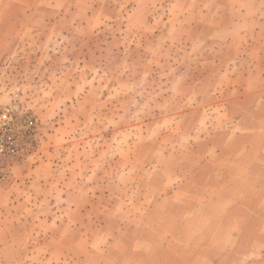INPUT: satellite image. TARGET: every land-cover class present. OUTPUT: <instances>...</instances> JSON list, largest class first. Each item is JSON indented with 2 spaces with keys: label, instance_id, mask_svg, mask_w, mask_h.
I'll return each instance as SVG.
<instances>
[{
  "label": "rangeland",
  "instance_id": "374dc122",
  "mask_svg": "<svg viewBox=\"0 0 264 264\" xmlns=\"http://www.w3.org/2000/svg\"><path fill=\"white\" fill-rule=\"evenodd\" d=\"M4 109L0 264H264V0H0Z\"/></svg>",
  "mask_w": 264,
  "mask_h": 264
},
{
  "label": "built area",
  "instance_id": "2783aa9c",
  "mask_svg": "<svg viewBox=\"0 0 264 264\" xmlns=\"http://www.w3.org/2000/svg\"><path fill=\"white\" fill-rule=\"evenodd\" d=\"M17 124L11 110H0V157L14 156L19 151Z\"/></svg>",
  "mask_w": 264,
  "mask_h": 264
},
{
  "label": "crops",
  "instance_id": "0c3cea01",
  "mask_svg": "<svg viewBox=\"0 0 264 264\" xmlns=\"http://www.w3.org/2000/svg\"><path fill=\"white\" fill-rule=\"evenodd\" d=\"M246 79H248V77H246ZM262 151H263V153H264V145L262 146Z\"/></svg>",
  "mask_w": 264,
  "mask_h": 264
}]
</instances>
